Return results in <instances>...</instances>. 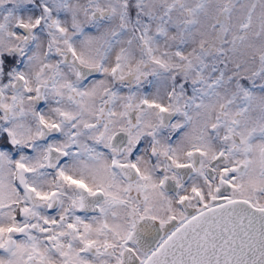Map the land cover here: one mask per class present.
<instances>
[{"label": "snow or ice", "instance_id": "6c2138e0", "mask_svg": "<svg viewBox=\"0 0 264 264\" xmlns=\"http://www.w3.org/2000/svg\"><path fill=\"white\" fill-rule=\"evenodd\" d=\"M0 264H264V0H0Z\"/></svg>", "mask_w": 264, "mask_h": 264}]
</instances>
